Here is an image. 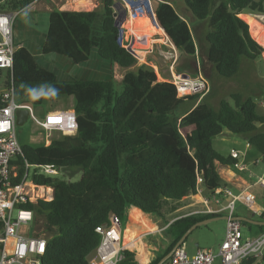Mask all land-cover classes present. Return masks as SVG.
Instances as JSON below:
<instances>
[{
	"label": "trees",
	"instance_id": "16d2710c",
	"mask_svg": "<svg viewBox=\"0 0 264 264\" xmlns=\"http://www.w3.org/2000/svg\"><path fill=\"white\" fill-rule=\"evenodd\" d=\"M34 1L0 0V12L23 13ZM183 1L191 15L207 25L199 44L170 4L153 5L160 29L178 52L194 58L197 49L200 53L204 49L203 67L209 66L223 78L235 76L243 59L261 60L264 33L259 24L252 25L250 17L241 16L249 23L252 38L239 15H263L264 0ZM118 5V0H101L100 7L89 12L50 11L41 54H55L79 65L95 49L101 59L131 68L137 60L119 42ZM5 73L3 89L12 87L20 104L40 106L44 100H32L22 84L34 88L50 84L59 90L57 96L74 99L70 113L76 117V133L47 145H21L14 162L19 175L24 162L80 175L77 181H69L38 175L37 168L30 177L33 184L51 188L54 194L51 201L28 205L42 215L41 227L48 233L42 264H88L100 243L96 228L110 225L112 216L122 223L128 207L161 217L164 200L178 202L194 195L200 183L213 193L222 186L215 162L229 163L213 149V139L224 131L254 134L257 125L264 124L254 99L233 94L232 104L222 101L214 109L202 102L193 107L198 95L178 98L175 86L157 82L155 72L146 65L128 71L121 82L59 81L28 49L17 47L12 68ZM1 92L0 108L5 105ZM187 102H191L189 110L182 116L177 111ZM250 143L264 154V134L256 132ZM260 218L264 220V212ZM198 221V217H184L170 224L168 233L175 240L163 255ZM121 255L117 264H141L127 250Z\"/></svg>",
	"mask_w": 264,
	"mask_h": 264
},
{
	"label": "crops",
	"instance_id": "0c3cea01",
	"mask_svg": "<svg viewBox=\"0 0 264 264\" xmlns=\"http://www.w3.org/2000/svg\"><path fill=\"white\" fill-rule=\"evenodd\" d=\"M65 1H68V5L64 4ZM155 2V4L159 2L168 3L174 8V3H172L173 0H155ZM91 3L92 6L90 9L81 8L76 10L73 9V5L71 8H69V0H35L31 5L28 6V8L24 12L38 11L40 13L46 14L47 18L48 13L52 10L89 12L98 9L101 5V0H91ZM181 10L183 12V8H181ZM124 11H126L124 7L120 6L119 4L117 12L121 19L123 18L122 14ZM176 13L187 23L185 17L182 14L178 12ZM241 16L250 17L253 21L260 25L261 31L264 33L263 21L260 18L261 16H264V14L239 15V18L248 25L250 34V25L246 20L241 18ZM139 22L142 21H136V19H133L128 13L123 18L122 44H124L125 47L130 45L134 46L137 38L140 37L138 30L133 29V26L137 27V25L135 24ZM147 23H149V25H152L151 22H146L145 24H143L144 26L142 27H147ZM188 26L193 34V38L196 44H199L201 38L204 36L201 32L202 28L195 24L193 26ZM124 28H126V30ZM157 28L160 31L162 30L159 27ZM46 32L47 28L46 31H40V29L35 27L32 21L30 19L28 20L27 18L19 19L16 24L13 23V41L15 43L16 48L25 47L26 49H28L34 56L36 62L41 67L53 72L57 80L59 81H70L71 79H76L80 81H106L113 79L116 82H121L123 76L128 71L135 70L137 67L142 65L141 64L139 66H136L135 64L134 66L128 69L120 68L116 64H111L109 61L101 59L95 49L91 51L89 60L79 65L75 64L71 59L61 57L55 54L42 55L40 47L45 41ZM153 40L154 43L155 41L160 40L162 42H165V40L169 41L165 33L164 37H155L153 38ZM154 43H151L152 46L150 45L151 49L146 55L147 57L153 59V57H155V53L157 56L160 57L165 54H170V56L174 57V52L172 51V49L175 51L177 50L174 48L170 41L169 43L172 45L170 46L171 48H169L165 44H162V46H158ZM260 46L264 49V46ZM155 48H158V51H155ZM199 50L202 53H200L197 49L195 57L191 58L186 56L189 61L187 60V62L184 58L182 64L183 66H185L186 64L193 66L197 73V75L194 77H203L208 86V92L203 95L193 107H196V105H198L199 103L205 102L204 100L210 95L212 88L208 84L207 80L212 76V73H215L209 66L203 67L204 59L202 54L204 53V49L200 48ZM178 53L181 55L180 52ZM134 57L136 58V56ZM244 63L246 65L250 64L254 66L259 63L261 64V68L264 71L263 54L261 60H247V62H241L240 69H242ZM198 67L200 68V71ZM178 68L176 71H174V69L170 67L169 72L164 71L163 77L156 74L160 79L159 82L172 83V81L168 82V80H174L176 77L184 74L187 75L185 71H181V69ZM5 70L6 69H2V71ZM253 84L254 79L247 78L246 80H244V82L239 83L236 86L238 90L243 91L232 93L230 94V96L233 94H240L244 98L253 99V97L249 96L251 94H254L252 90L254 86ZM254 96H258V101H256L257 108L261 107L263 110V114H259L258 112L257 113L260 116L264 117V93L256 94ZM222 101L223 100L215 99L214 101H212V103L216 107L210 108L216 109ZM66 102L68 104V107H64V105L60 104L57 107H54L51 111L71 112L74 108L73 97H68ZM204 105L206 104L204 103ZM188 110L189 107H187L185 111L181 113V115H186ZM256 128V132L264 134V124L257 125ZM256 132H254V134ZM254 134L234 135L228 133L227 131H224L222 135L216 137L212 141L213 149L229 162L225 164L215 162L216 172L222 182V186L219 188L222 191V194L219 196V199L221 201L220 206L215 205L214 194L208 192L203 186V184L200 183L194 195H188L187 197L183 198L181 201L178 202L164 200L162 204L161 217H158L153 214L143 213L142 211L134 207H128L120 230L122 249L137 255L139 260L141 261V264H150L156 259L160 258V260L158 261L159 263L164 257H167L172 250H175L179 246H183L188 256L190 257L193 256L199 249H211L213 251H216L218 246L224 239L226 231L227 214L224 211L216 214H212L209 211L215 210L218 207H224L231 201L234 202V212L232 216L235 218L246 219V221H239L241 223V228L244 227V229H246L250 234L248 238L243 237V239L254 238L264 233V224H261L264 223V220L260 218L261 214L264 212V184L260 185L259 183V180H263L264 182V154L260 153L254 146L251 145L250 139ZM50 142L51 141L47 140L45 145L49 144ZM232 151L238 153L239 157L237 159L232 158ZM235 163L243 164L245 169L240 170L235 166ZM250 195L253 196V199H249ZM184 217H198L199 221L197 222V224H201L196 225L186 235L185 238H183L182 236L180 240L173 246V248L167 254L163 255L175 240V236L170 235L168 233L169 225L175 222L176 220H179ZM212 223H219L218 225H220L221 227L216 243L211 244L207 242H199L197 239H194L189 243V238L191 235H193L195 231H200L202 233L203 229L208 230L210 226L213 225ZM260 227L263 228L260 229ZM170 257H168L162 264H167L170 260ZM251 259L254 260L252 264H261L258 259Z\"/></svg>",
	"mask_w": 264,
	"mask_h": 264
},
{
	"label": "built area",
	"instance_id": "2783aa9c",
	"mask_svg": "<svg viewBox=\"0 0 264 264\" xmlns=\"http://www.w3.org/2000/svg\"><path fill=\"white\" fill-rule=\"evenodd\" d=\"M118 2L133 19L147 17L152 25L156 26L152 0ZM16 14L0 12V69L12 68L16 49L13 41V22ZM260 18L264 25V16ZM172 84L178 98L195 95L201 98L208 92L206 81L201 76L188 78L178 76ZM1 98L5 105L0 108V264H42L47 239L43 236L44 229L38 225L41 218L28 205H34L39 200L51 201L54 194L50 188L48 200L44 193L38 196V192L47 187L36 186L30 177L37 168L36 174L50 177H58L59 171L24 162L22 174L19 175V167L14 165L21 151L15 134V111L27 107L16 102L12 87L2 91ZM41 125L48 132L59 131L62 135H74L77 131L76 117L69 112H47ZM231 156L233 159L239 157L235 151H232ZM235 166L240 170L245 169L241 163H235ZM16 179H19L17 183L14 182ZM259 183L264 184L263 180H259ZM213 194L215 205L220 206L219 196L222 191L218 188ZM249 199H253V196L250 195ZM223 211L227 214L226 231L216 251L199 249L190 257L185 248L179 246L167 264H240L243 260L251 258L258 259L264 264V233L254 238L243 239L241 223L232 219L234 202L231 201L224 207L209 212L216 214ZM121 226L120 220L112 216L110 225L96 228L100 243L88 258V264H117L122 259Z\"/></svg>",
	"mask_w": 264,
	"mask_h": 264
},
{
	"label": "rangeland",
	"instance_id": "374dc122",
	"mask_svg": "<svg viewBox=\"0 0 264 264\" xmlns=\"http://www.w3.org/2000/svg\"><path fill=\"white\" fill-rule=\"evenodd\" d=\"M67 2L68 1H65L64 4L66 5ZM72 3L73 2L69 0V6H70L69 8L72 7ZM155 3H156L155 0H152V4L155 5ZM172 3H174V10L176 12L182 14L185 17L188 25H190V26H193L194 24L198 25L202 28V30H201L202 35L206 34V32H207L206 23L196 20L191 15L190 11L186 8V6L184 5L183 0H173ZM178 5H180V6H178ZM181 8H183V12H182ZM18 16H20V17H18ZM22 18L23 19L27 18L28 20L30 19L32 21L33 25H35V27L40 29V31H43V30L46 31L47 20H48L46 14L40 13L38 11L17 13L13 23L16 24V22ZM145 23L146 22H144V21L139 22V23L135 24V25H137V27L133 26V29L134 30H141V29L149 28V27H142V26H144L143 24H145ZM252 25L257 26L258 23H256L255 21L252 20ZM151 26L156 27L153 25H151ZM124 29L126 30V28H124ZM195 33H197V32H195ZM136 43H137V40H136L134 46L136 45ZM154 44H157L158 46H162V44L163 45L165 44L169 48H171L170 46H172L169 43V41H167V40H165V42L155 41ZM151 46H148V45L146 46L147 50H145L146 53H145V58L143 59V61L136 59L137 60L136 66H139L141 64L149 66L154 70L155 74H158L161 77H163L164 71L169 72L170 67H172L174 69V71H176L177 68L179 67L178 69H181V71H185L189 77H194L197 75L196 70L194 69L193 66L187 65V64L185 66L182 65L184 58L186 59V61L187 60L189 61V59L182 54L180 55L177 51H175L173 49H172V51L174 52V57L170 56V54H165V55L160 57V56H157L156 53H155V55H154L155 57H153V59L147 57L146 55L149 53ZM157 49L155 48V51ZM263 56H264V54H263ZM245 61L247 62V60L243 59L241 62L243 63ZM199 71H200V68H199ZM158 75H156L157 82H159V80H160ZM5 77H6L5 71H1L0 72V91H4L3 82H4ZM247 78H253L254 79V84H253L254 86L252 88L254 94H251L249 96L253 97V99L255 101H258V96H254V95L264 93V87H263L264 71L262 70L261 64H259V63L255 66L250 65V64L246 65L244 63V65L242 66V69H240V71L235 76H233L231 78H223V77H220L219 75H217L216 73H212V76L210 78H208V80H207L208 84L212 88V91H211L210 95L204 100L205 102H203V103H205L208 107H216L212 103V101H214L215 99L223 100V101H227L229 103H232V101L230 99V94L236 93L239 91L242 92L243 90H238L236 88V86L239 83L244 82V80H246ZM171 81H173V80H168V82H171ZM117 90L121 91L120 87H118ZM67 98L68 97H64V96L63 97H61V96L44 97L43 103L40 106H26L30 112V116H29L27 122L25 123V125H23L22 127H16V129H15L16 130L15 134H16V138H17L19 145L20 146L21 145L37 146V145L45 144L46 141L49 139H51L49 141L62 139V137L65 135H62L61 132H59V131L48 132L41 124L44 121L45 114L47 112L51 111L54 107H57L60 104L64 105V107H68V104L66 102ZM16 102H18V101L16 100ZM190 104H191V102H187L185 105L181 106L177 112L179 114H181L183 111H185V109L187 107L190 106ZM257 112L259 114H263L262 108L258 107ZM70 171H71L70 169L60 170L58 177L61 179L69 180V181H77L79 179L80 175L76 172H70ZM45 198L47 200L49 199L48 196ZM37 215L39 217L42 216L41 214H38V213H37ZM212 224L213 225H211L208 230L203 229L202 233L200 231H195L193 233V235L190 236L189 243L194 239H197L199 242H207V243H211V244L216 243L217 238H218V234L221 230V227H220V225H218L219 223H212ZM38 225L41 226V222H38ZM241 232H242V236L244 238H248L250 236L249 232L246 229H244V227L241 228ZM43 236H45V238H47L48 233L44 232Z\"/></svg>",
	"mask_w": 264,
	"mask_h": 264
},
{
	"label": "bare ground",
	"instance_id": "6f19581e",
	"mask_svg": "<svg viewBox=\"0 0 264 264\" xmlns=\"http://www.w3.org/2000/svg\"><path fill=\"white\" fill-rule=\"evenodd\" d=\"M70 1L73 2L72 3L73 9H76V10L81 9V8L82 9H90L92 6L91 0H70ZM136 21L149 22L150 20L147 17H142L141 19L140 18H138V20L136 19ZM147 24L146 25L149 28L138 30L140 33V37L138 36L139 38L137 39L136 45L134 47H132L134 50L136 58L140 61H143V59L145 58V53H146L145 50H147L146 46L147 45L150 46L151 43L154 42L153 38L164 37V33L161 32L158 28L152 27L151 25H149V23H147ZM50 192H51V190L49 188L44 189V190H40V192H38V196H41L42 193H44L48 196V198H50Z\"/></svg>",
	"mask_w": 264,
	"mask_h": 264
},
{
	"label": "water",
	"instance_id": "95a60500",
	"mask_svg": "<svg viewBox=\"0 0 264 264\" xmlns=\"http://www.w3.org/2000/svg\"><path fill=\"white\" fill-rule=\"evenodd\" d=\"M127 15V12L124 11L122 16L123 18ZM121 16V17H122ZM123 18L121 19L120 16L118 15V17L116 18L115 20V26L118 27L120 29V35H119V42L122 44L123 42V30H122V25H123ZM154 24L156 26L159 27L156 19H154ZM160 28V27H159ZM133 46H127L126 49L133 55L135 56V53H134V50L132 48ZM182 78H188L189 76L184 74V75H181ZM29 115H30V112L28 109H17L15 111V126L16 127H22L23 125H25V123L27 122L28 118H29ZM115 217V216H114ZM232 219L234 220H237V221H246V219L244 218H235L233 217ZM226 220H227V217H226ZM201 223H196L194 224L193 226H191L186 232L185 234L183 235V238L186 237V235L196 226V225H199ZM257 224H260V223H257ZM261 224H264V223H261ZM174 250H172L170 252V254L167 256V257H164L158 264H162L168 257H170L172 254H173Z\"/></svg>",
	"mask_w": 264,
	"mask_h": 264
},
{
	"label": "clouds",
	"instance_id": "9594fccd",
	"mask_svg": "<svg viewBox=\"0 0 264 264\" xmlns=\"http://www.w3.org/2000/svg\"><path fill=\"white\" fill-rule=\"evenodd\" d=\"M21 87L26 88L32 100H38L41 97H55L59 93V90L50 84H44L37 88L22 84Z\"/></svg>",
	"mask_w": 264,
	"mask_h": 264
}]
</instances>
